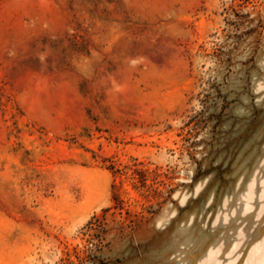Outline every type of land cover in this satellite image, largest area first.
I'll return each mask as SVG.
<instances>
[{"label":"rangeland","instance_id":"374dc122","mask_svg":"<svg viewBox=\"0 0 264 264\" xmlns=\"http://www.w3.org/2000/svg\"><path fill=\"white\" fill-rule=\"evenodd\" d=\"M0 264H264V0H0Z\"/></svg>","mask_w":264,"mask_h":264}]
</instances>
